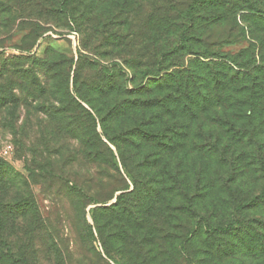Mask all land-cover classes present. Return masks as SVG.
<instances>
[{
  "label": "rangeland",
  "instance_id": "374dc122",
  "mask_svg": "<svg viewBox=\"0 0 264 264\" xmlns=\"http://www.w3.org/2000/svg\"><path fill=\"white\" fill-rule=\"evenodd\" d=\"M221 1V7L212 8L215 0H207L194 8L198 15L205 16L211 8L216 11L231 8V0ZM188 2L190 0H0V98L4 102L0 105V157L24 176L27 186L21 192L33 196L40 219L49 224L35 233L57 237L63 262L54 261L51 251L50 258L40 250V264H264L257 244H254L258 248L253 253L249 254L246 250V245H243L246 234L241 235L243 240L237 234L227 237V233L219 232L210 235V240L199 234L191 238L185 251L180 252V247H177L180 238L186 234L182 227L186 220L184 209L187 210L188 205L179 194L183 182L189 187L185 189L192 194L194 205L203 212L204 209L211 211L207 216L212 221L230 213L231 203L227 200L232 195L243 194L248 199L262 193L264 94L261 104H256L254 108L246 106V112L239 108H228L224 112L220 109L208 110L207 113L198 111L196 119L183 115L179 108L178 120L170 122L171 127L168 128L170 135L157 136L156 141L147 143L143 140L131 141L129 136H118V145L109 142L102 135L99 120L94 114V107H109L119 100L122 90L158 88L155 80L150 82L143 78L140 81L139 74L131 79L134 73L131 65L143 63L144 58H138L136 45H132L137 39L133 40L128 30L138 32L145 27L149 16V26L157 24L154 21H161L163 16H169L174 23L173 29L166 33L156 32L158 38L166 39L165 46H168L174 41V38L171 40L168 37L176 36L177 25L183 22V9ZM252 3L264 9V0H246L244 5L250 7ZM127 12L130 13L129 20ZM246 13L245 21L236 16L239 29L241 26L245 31L244 35H241V30L240 34L234 31L228 35L229 43L217 46L213 42L215 38H207L206 44L202 40L194 43L193 49L199 52L168 54L161 61L162 70L156 79L161 84L167 75L180 71H195L197 77L203 76L200 66H205L204 63L212 59L219 61V58L203 57L200 53L209 54L218 49L240 63V66L232 67L237 74L249 71L253 77L249 83H253L259 74L252 68L262 64L258 45L264 40V20L257 19L258 12L246 10L245 17ZM251 15L253 18L248 20ZM118 34H122L126 44L118 45ZM111 35L115 38H110ZM144 38L150 37H143L141 41ZM198 62L201 65L197 66ZM224 64L232 65L227 61ZM209 65L203 73L209 81L218 76H207L206 72L210 70L226 75V78L222 77L224 80L232 77L233 71ZM123 79L125 86H121ZM201 85L208 88L207 82ZM246 87L255 89L253 84ZM244 94L253 103L259 102L257 97L261 99V96L252 95L248 90ZM117 121L111 120L110 130L122 128ZM224 121H234L235 126L228 123L222 125ZM184 123L189 128L191 140L199 145L195 146L197 152L194 147L189 148L187 160H184V150L180 147L182 136L187 131L183 128ZM166 127V124L162 125V128ZM242 128L246 134H240ZM162 131L168 132L166 129ZM239 136L243 138L238 139ZM171 141L177 143L171 147ZM214 141L223 147L222 156L207 144ZM7 145L11 147L10 152L3 154ZM111 151L115 157L112 163L116 164L118 171L108 162ZM119 151L131 156H147L145 165L154 159V163H159L162 168H158V179L174 177L178 187L176 192L166 194L168 205L143 203L138 207L140 215L146 212L145 208L151 211L147 223L157 226L166 236H160L157 244L152 246L153 260H148V255L137 257L135 253L122 256L112 241L104 246L98 238L91 214L97 209L100 217L103 212L98 208L114 203L120 190L115 191L105 203H89L83 207L86 198L81 196L82 193L79 196L75 194V189L80 188L86 194L107 196L121 184L123 178L132 189V180L121 164ZM160 164H166V167ZM198 167H203L208 173V181L202 185L193 173ZM167 171L173 176L166 174ZM153 177L157 178L156 175ZM225 180L231 187L228 188ZM163 183L167 185V182ZM204 183L206 195L202 194ZM97 185L101 187L97 189ZM14 188L6 193V199H13L16 194ZM253 203L241 212L240 217L245 227L246 216L256 219L254 224L257 226L262 223L263 231L257 229L264 238V205L258 198ZM170 207L177 210L171 213ZM178 207H181L180 210ZM162 212L168 213L169 217H155V213ZM27 217H32L31 212H27ZM83 218L90 224L93 238H89ZM167 221L175 227L168 229L169 232L166 230L170 227ZM212 221L210 223H214ZM99 222L104 220L100 218ZM237 228L240 232L241 226ZM16 235L23 237L21 230ZM220 240L230 242L223 255L216 254L208 246L211 241L214 245H226ZM23 242L31 246L30 250L35 248L34 240L30 242L24 238ZM12 243L13 250L20 251V244L14 239Z\"/></svg>",
  "mask_w": 264,
  "mask_h": 264
},
{
  "label": "trees",
  "instance_id": "16d2710c",
  "mask_svg": "<svg viewBox=\"0 0 264 264\" xmlns=\"http://www.w3.org/2000/svg\"><path fill=\"white\" fill-rule=\"evenodd\" d=\"M206 1L207 0H190V2L187 3L185 9H183V22L181 21V23L177 25V35L168 37L171 40L174 38V41L168 44V46H165L166 39L164 38V40H162L158 38L156 32L161 31V33H166L173 29L174 23L169 16H163L161 21H154L157 24L151 26H149V21H151L149 20L151 19L149 16L145 23V27L143 26L140 28L138 32L132 33L128 30V34L133 36V40L137 39L132 45H136L138 58H144L143 63L131 65L134 71L131 79H135L137 74H139L140 81L143 78H147L150 82L155 80L154 82H156L158 88L144 91H142V89L138 91L122 90L120 92L121 98L111 104V106H106L107 108L104 107L106 109L94 107V114L99 120L102 135H104L109 142L118 145L116 141L118 136V138L129 136L131 141L143 140L145 143L151 142L152 140L156 141L157 136H168L171 131L168 129L171 127L170 122L178 120L177 111L179 108L183 115L187 114L189 117L194 116V118L198 119V111L207 113L208 110L213 112L214 110L220 109L224 112L228 108H239V110L246 112V106L254 108L256 104H261L262 94H264V92H262L264 90V40H261L258 45L260 51L258 54L262 64L259 63L252 68L253 71L259 74L254 78L253 83H249L253 78L249 71L239 72L240 74H237L232 67L236 65L240 66V63H237L234 58L228 54L221 53L218 49L209 54L200 53L203 57L214 56L219 58V61L212 59L209 63H204L205 66L200 67H202L203 73L210 66L209 64L221 66V68L225 69L227 72L233 71L231 74L232 77H228L227 80L222 78H226V75L218 74L213 70L206 72L207 76L211 74L218 75L213 77L212 81H209L203 73V76L197 77L195 71H180L176 74L167 75L166 79L163 80L161 84L159 79H156V76L162 70L161 61H163V58L168 54H173L178 51H183L184 53L186 51L189 53L199 52L193 49L194 43L202 40L206 44L207 38H215L213 42H215L217 46L223 43H229L231 41L228 35L234 31L239 34L242 32L241 35H244L245 31L241 26V29H239L236 16L239 15V18L245 21L247 18V13L245 17L246 10L252 13L258 12L257 19L264 20V18H260V16L264 17V9L257 7L253 3L252 6L246 7V5H244L246 0H231V8H229V10L221 8L218 11L212 8L215 6L221 7L223 3L221 0H215V2L211 4L212 8L207 10L209 13L206 16L204 14L198 15V11L194 6L197 7V4ZM129 18L130 13L127 12V20H129ZM251 18H253V16L249 17L248 20ZM236 27L238 29H236ZM121 36L122 34H118L117 36V39L120 40L118 45L127 43ZM148 36L150 37L149 39L144 38V40L141 41L143 37ZM110 38L115 37L111 35ZM224 61L232 65L224 64ZM124 62L127 64L126 60H124ZM199 65L201 64L198 62L197 66ZM235 73L237 74L236 78ZM203 82L208 83L207 89L206 86L202 88L201 84ZM125 83L123 79L121 81V86H125ZM248 84H253L255 89H247L246 86ZM246 90L252 95L261 96V99L257 97L259 102H250L246 98V94L243 95ZM3 103V100L0 98V105ZM87 115L92 118L90 113L87 112ZM203 117L202 115V118ZM111 120H118L116 123L122 128L110 130L109 126ZM227 123L229 126H235L234 121H224L223 124L220 123V125H227ZM164 124H166V128H162ZM183 128H186L187 131H185L182 136L180 147L184 150V160H187L189 148L194 147L196 151L195 146L199 147V145H196L191 140V133L186 124ZM163 129H166L168 132H163ZM109 132H112L113 135ZM240 134H246V130L242 128ZM170 138L171 137H168V139ZM242 138L243 137L240 136L238 137V139ZM176 143L177 142L171 141V145L169 146L172 147ZM207 144H209L219 156H222L223 147H220L219 143L214 141ZM94 156H96V154H94ZM119 157L125 172L132 180V189H130V185L123 178L121 184L118 187H114L107 196L95 193L86 194L80 188L75 189V194L79 196L80 193H82L81 196L86 198L85 203L82 205L83 207L89 203H105L113 197L115 191L120 190L121 192L116 195V201L114 203H111L109 206H101L98 208L103 212L100 217L96 211L97 209L94 210L95 213L93 211L91 214L94 225L98 230V238L104 246H107V244H109L108 242L112 241L115 244L114 248L122 256L128 257L129 254L132 256V254L135 253L138 254L137 257L148 255L150 256L148 260H153L151 258L154 257L152 246L157 244L156 241L160 236L162 238L166 236L161 233V230L157 226H150L149 223H147L146 220L150 217L151 211L145 208L146 212L140 215V213H138V207L143 203L153 206L168 205L169 201L165 199L167 197L166 194L173 191L176 192L178 187L175 184L174 177L168 180L158 179V168L161 170L162 168L159 166V163H154V159L150 160L145 165L147 156H131L119 151ZM114 158L111 151V158L108 162L118 171L116 164L112 163V159L114 160ZM131 160H135V162ZM160 165L166 167V164ZM196 170L197 172L193 170V173L196 181H199V185H202L204 181L207 182L208 180H206V178L208 173L203 167H198ZM166 174H171L173 176L169 171H167ZM153 175H156L157 178H154ZM163 182H167V185ZM224 183L228 188L231 187L228 181L225 180ZM204 185L205 183L203 184L202 194L206 195ZM26 186L27 184L24 176L15 171L8 162L0 157V264H37L39 263L38 252L40 250L42 253H46L50 258L51 251L54 261L59 260L63 262L61 249L56 241L57 237L55 235L43 236L42 233H35L41 230V228L45 229L49 224L46 220L42 221L43 219H40L33 196L28 193L24 195V191L21 192ZM182 186L179 194L183 196V200L186 201L188 208L187 210L184 209L186 220L185 225L182 227L186 234L180 238V245H177V247H180V252L186 250L189 241L195 235L203 234L205 238L210 240V235L222 232L227 233V237L236 236L235 234H237L239 239L242 240L243 237H241V235L246 234V241L243 245H246V250L249 251L248 253H253V251L258 248L255 247L254 244H257L259 246V254L264 257V238L257 229L260 228L263 231L261 227L262 223L257 226L254 224L256 219H251L246 216L245 227L242 223L243 218L240 217L241 212L246 207L253 205L256 198L264 205V189L260 195L248 197V199H246V196H242L243 194L237 196L232 195V197L229 198L230 200H227L231 203V208L229 209L230 213L220 219L221 221H212L208 219L207 216L211 211L204 209V213L198 209L197 205L195 206L192 201V194L185 189L189 187H187L184 182ZM100 187L101 185H97V189ZM11 188L16 190V194L14 193V197L10 201L6 199V193ZM230 194L232 193L230 192ZM210 203L214 204V201L210 200ZM180 208L181 207H178V210H180ZM173 210L177 209L170 207L169 211L171 213ZM27 212H31V218L27 217ZM167 216L169 217L166 212H162L161 214L155 213V217L157 218H167ZM100 218H102L104 222H99ZM211 221L214 223H210ZM83 222L86 226V232L89 238H93L94 235L91 232L90 224L86 219L84 220V218ZM169 223L170 227L166 229L167 231L168 229L175 228L171 222L167 221V224ZM238 226H241L240 232L237 228ZM19 230H21L23 237L16 235ZM24 238L30 240V242L34 240L35 248L33 250H30V245L24 244ZM13 239L20 244L18 247L20 251L15 252L13 250ZM220 241L224 242L226 245L219 243L214 245V241H211L208 243V246L216 254L223 255L226 254L230 242L227 240ZM106 253L109 254L108 252Z\"/></svg>",
  "mask_w": 264,
  "mask_h": 264
},
{
  "label": "built area",
  "instance_id": "2783aa9c",
  "mask_svg": "<svg viewBox=\"0 0 264 264\" xmlns=\"http://www.w3.org/2000/svg\"><path fill=\"white\" fill-rule=\"evenodd\" d=\"M10 145H7L4 149H3V154H8L10 152Z\"/></svg>",
  "mask_w": 264,
  "mask_h": 264
}]
</instances>
